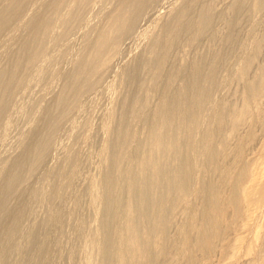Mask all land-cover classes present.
I'll return each instance as SVG.
<instances>
[{"label": "rangeland", "instance_id": "rangeland-1", "mask_svg": "<svg viewBox=\"0 0 264 264\" xmlns=\"http://www.w3.org/2000/svg\"><path fill=\"white\" fill-rule=\"evenodd\" d=\"M41 1L43 7H34L33 11H38V16L43 13L51 16L55 4L49 3V0ZM92 1L88 11L86 9L81 15L65 22L67 25L73 19L70 23L73 26L72 23L77 19L70 30L72 33H68L64 41L55 40L45 23L37 26L45 48L38 51L30 45L36 62L26 67L20 78L17 77L6 104L0 106L1 117L6 122L0 126V172L21 149L19 136L27 132L28 116L31 114L36 118L41 114L47 101L49 103L60 88L61 82L70 84L72 79L67 80V77L70 78L71 69L82 55L81 46L86 36L92 35L94 26L102 21L104 15L112 14L117 9V0ZM145 1L140 0V3ZM30 2L20 3L27 7ZM178 9L183 10L184 21L177 24L174 22V12ZM28 10L27 15L31 8ZM12 17L10 14V20ZM126 26H131V29L117 40L109 69L107 67L105 70L107 73L102 74L97 85H91L68 116L58 123L51 143L42 152V160L38 164L34 163L35 172L20 183L25 188L24 192L20 191L24 197L32 191L37 197L25 208L23 215L12 219L13 226L20 234L19 238L11 239L5 264H81L82 252L95 233H98L100 253L93 248L94 264H117L111 246L116 245L118 232L125 222V210L122 208L113 216L116 206L112 201L116 197L126 200L131 196L129 183L134 176H126L114 186L107 185V179L114 170L103 167L100 157L105 155L110 158L120 143L118 136L117 139L112 138L116 124L131 123L132 137L128 144L132 152L139 150L143 142L139 136L149 124V109L158 106L164 93L187 100L188 78L203 82L210 76L212 68L214 70V83L209 94L201 98L204 111L197 122L198 130L204 133L215 126L222 127L214 139L213 152L219 154L223 145L221 153L226 149L225 154H230L249 130L255 134L254 148L263 138L264 87L253 110L255 118L248 119L235 134L230 133L229 117L231 110L243 108L247 87L254 86L259 77L264 78V0H153L146 12L129 14ZM173 26L177 30L175 36L165 39L171 45L168 58L163 56L156 59L151 53L156 37L166 35V29ZM201 26L208 30L199 34ZM32 39H29V44H32ZM11 40V37L2 38L0 67H9L11 64L23 67L22 53L11 49ZM4 50L12 53L5 57ZM136 59L140 64L134 67ZM245 64L246 76L241 80L238 71ZM153 68L155 73L150 74ZM166 71L171 73L166 76ZM73 88L70 90L73 91ZM71 91L66 92L68 94L64 98H71ZM124 96L126 106L121 104ZM135 102L140 105V114L139 118L132 120L130 105ZM109 116H112L113 122L109 121ZM187 117L186 113H182L171 121L175 126H184ZM36 131L30 135L35 136L40 130ZM183 140L184 136L179 138L180 142ZM254 148L252 150L255 151ZM70 149L75 153L72 158L67 156ZM248 151L247 156L251 159L253 154H250V149ZM138 155L139 151L134 155L135 158ZM121 157L122 150L119 147L117 159ZM168 157L177 164L182 160L180 155ZM169 163L167 158V162L156 173L164 175L169 171ZM129 168L133 173V165L130 164ZM191 172L192 187L197 188L198 182L204 178L203 171L193 168ZM211 176L205 179H212ZM213 179H216L215 174ZM92 185H95V190ZM18 186L13 183L11 188L16 192ZM194 187L193 191L196 189ZM143 196L139 194L136 198L142 200ZM164 196L165 191L159 190L154 198L161 199ZM190 203H193L192 199ZM190 203H180L173 211H162L163 219L168 217L162 226L167 233L166 239L161 241L165 256L149 264H182L184 224L191 210L199 205L197 199L196 203ZM140 209L143 215H150L153 211L150 207ZM154 232H149L148 237L151 238ZM246 250H240L243 257L238 264H247L249 257L244 256ZM41 252L45 254L44 259L39 257ZM152 253L149 250L147 255ZM216 257L207 260V264H216ZM228 262L225 260L221 264Z\"/></svg>", "mask_w": 264, "mask_h": 264}, {"label": "bare ground", "instance_id": "bare-ground-1", "mask_svg": "<svg viewBox=\"0 0 264 264\" xmlns=\"http://www.w3.org/2000/svg\"><path fill=\"white\" fill-rule=\"evenodd\" d=\"M27 1L0 0V45L3 42L2 38L11 37V49L20 51L24 58L23 67L15 64L0 67V106L2 107L6 104L10 89L17 77L20 78L21 73L27 70L26 67L29 68L36 62L30 45L38 51L45 48V42L37 26L45 23L46 29L55 40L64 41L72 33L70 30L77 19L72 23L73 26H70L73 19L67 25L65 22L84 13L93 2L92 0H49V3L55 4L52 15L46 16L43 13L42 16H38V11L33 10L34 7L37 9L43 7L42 1L30 0V6L29 4L27 7L21 6L20 2ZM152 1L146 0L140 3V0H117L116 11L104 15L102 21L94 26L92 35L86 36L81 46L82 55L71 69L70 78L67 77V80L72 79L71 85L66 81L61 82L60 88L53 94L51 101L49 100V103L47 101L41 114L35 115L36 118L31 114L28 116L27 132L19 136L18 144L21 149L0 172L2 179L0 264H5V255L10 248L11 239L19 238L20 232L13 226L12 219L23 215L25 208L37 197L34 191L28 192L27 197H24V193L21 192H24L25 188L20 183L35 172L34 163L38 164L42 160V152L51 143L58 123L68 116L81 96L90 90L91 85L94 83L97 85L102 74L107 73L105 70L110 63L111 55L115 52L117 40L126 30L131 29V26L129 28L126 26L127 16L138 11L146 12ZM29 8L31 12L27 15ZM10 14L13 15L11 20ZM174 16V22L177 24L184 21L182 9L176 10ZM201 28L198 30L199 34L205 32V29L208 30L207 27L201 26ZM176 31V26H173L166 29V35L156 37L151 51L156 59L163 56L168 58L171 45L165 42V39L175 36ZM30 38H33L32 44H29ZM10 53L12 52L8 50L4 56ZM133 64L135 67L140 61L136 59ZM246 69L245 64L238 71L241 80L245 79ZM154 71V68L151 69L150 74L155 73ZM165 73L167 76L171 71ZM213 73L212 68L210 76L203 82L188 78L187 100L164 93L158 106L149 109L147 112L149 124L144 128L141 137L139 136L143 142L136 151H139L138 157L135 158L136 152H132L128 144L132 137L131 123L115 125V134L112 138L117 139L118 136L120 143L113 150L110 158H106L105 155L100 157L103 167H111L114 170L106 184L114 186L126 176H134L129 183L131 196L126 200H119L116 197L112 201L116 206L113 216L118 214V210L122 208L125 210V222L118 232L116 245L111 246L117 264H149L150 261L157 262L164 257L165 251L161 241L166 239L167 233L162 226L168 221V217L163 219L162 211L167 209L173 211L178 204L183 202L189 204L191 199L193 203L194 201L196 203L197 199L199 205L198 207L193 205L196 208L191 210L184 224L185 250L182 264H207L216 256V264H221L225 260H229L227 264H238L243 257L240 250L244 248L247 249L244 256L249 257L247 264H264V136L260 138L257 148L256 146L254 148L255 134L249 130L239 139L230 154H225L226 149L221 153L223 145L219 154L212 151L214 139L221 132L222 127L215 126L208 133H204L198 130L197 122L204 111L201 108V98L209 94L214 83ZM263 84L264 78L261 76L254 86L247 87L243 108L231 110L229 117L231 134H235L248 119L255 118L256 113L253 110L263 93ZM71 88L73 91L70 90ZM68 91H71L72 96L66 99L64 97H67L65 94H68L66 93ZM121 101V104L126 106L125 96ZM138 107L140 105L137 102L130 105L132 120L139 118ZM182 113L188 116L184 126H175L171 121L172 118ZM107 118L109 121H114L112 116ZM3 123L6 124L0 112V126ZM46 126L48 127L45 128ZM35 130L40 131L35 136H31V132ZM182 136L184 140L180 142L179 138ZM119 147L122 150V157L117 159ZM249 149L250 154H253L251 159L247 156ZM173 154L182 157L178 164L168 157ZM67 156L74 157V150L70 149ZM167 158L170 161L169 171L164 175H158L156 171L167 162ZM224 160L227 161L223 163ZM130 164L133 165V173L130 171ZM193 168H200L204 174V178L198 182L199 188L197 183L195 182L196 185L194 183L197 186V188L193 186L194 189L196 188L194 191L191 172ZM214 174L216 179H213ZM210 176L212 179H205ZM13 183L19 184L16 192L11 188ZM92 188L95 190V185H92ZM159 190H164L165 196L155 199V193ZM139 194H144L142 200L136 198ZM142 207H150L153 211L150 215H143L140 209ZM153 231H155L154 235L149 238L148 233ZM97 236L98 233H95L94 238L87 241L86 248L82 252L81 264H94L93 248L100 253ZM149 250L153 252L150 256L147 255ZM198 251H200L199 257ZM39 257L44 259L45 254L41 252Z\"/></svg>", "mask_w": 264, "mask_h": 264}]
</instances>
